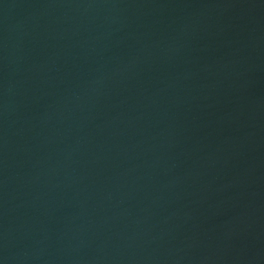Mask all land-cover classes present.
I'll return each mask as SVG.
<instances>
[{
	"label": "water",
	"instance_id": "obj_1",
	"mask_svg": "<svg viewBox=\"0 0 264 264\" xmlns=\"http://www.w3.org/2000/svg\"><path fill=\"white\" fill-rule=\"evenodd\" d=\"M0 264H264V0H0Z\"/></svg>",
	"mask_w": 264,
	"mask_h": 264
}]
</instances>
